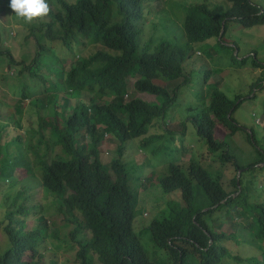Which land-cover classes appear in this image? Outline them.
<instances>
[{"label":"trees","instance_id":"trees-1","mask_svg":"<svg viewBox=\"0 0 264 264\" xmlns=\"http://www.w3.org/2000/svg\"><path fill=\"white\" fill-rule=\"evenodd\" d=\"M152 1L157 18L166 0ZM6 2L10 0H0V6ZM52 3L57 9L28 29L26 37L35 42L29 62L15 58L9 48L0 49V60L9 69L0 79L5 89L22 101L31 92L39 116L47 113L39 118V131H30L38 135L36 146L23 142L24 135L0 123V163L5 177H9L10 166H22L26 175L39 177L43 198L56 203L52 215L62 226L56 228L44 218L45 205L35 190L6 199L10 205L1 222L0 264H57L45 260L50 250L48 237L72 252L73 264H154L133 230L135 196L121 158L134 143L138 150L158 153L157 141L186 135L204 143L202 160L216 157L222 166H231L241 175L226 181L201 163L168 164L157 179L158 187L163 194H179L181 203L176 204L178 196L173 195L168 209L149 225L162 264H264V151L255 148L256 137L250 131L248 143L260 158L240 166L228 141L214 138L218 124L226 128L230 139L243 130L233 117L243 97H230L218 82H210L214 73L210 62L196 55L199 46L206 58L227 52L239 68L264 69L253 53L238 61L233 54L237 45L227 46L225 38L231 24L243 29L264 26V9L250 0L194 4L184 12L179 42L151 36L142 43L144 12L149 6H142L141 0ZM210 40L216 46H210ZM196 75L199 95L189 89ZM262 82L256 81L248 95L253 89L264 90ZM135 94L152 96L155 101H143ZM184 101L188 105L196 101L202 108L186 110L187 117L176 125L179 132L169 125L166 129L172 111ZM15 125L20 127L19 122ZM154 128L165 133L152 134ZM41 130L48 131L47 137ZM101 130L107 131L105 137L115 146L109 161L99 149ZM24 149L33 157L31 165ZM148 185H153L150 175L143 189ZM241 225L254 235L259 257L241 261L230 250L229 245L239 243L235 233ZM61 228L66 229L64 235Z\"/></svg>","mask_w":264,"mask_h":264},{"label":"rangeland","instance_id":"rangeland-1","mask_svg":"<svg viewBox=\"0 0 264 264\" xmlns=\"http://www.w3.org/2000/svg\"><path fill=\"white\" fill-rule=\"evenodd\" d=\"M52 1L48 0L49 7L51 11H55L57 8ZM152 2V0H141L142 6H149L146 8V12H144L145 23H143L145 25L141 36L142 43L151 36L154 39L164 38L179 42L180 37L183 35L182 20L185 10L194 4L202 2L214 4L221 2V0H166L161 8L162 13L160 16H157V18L154 17L158 13ZM250 2L264 9V0H250ZM44 20H46L45 17L38 18L32 23H26L23 19L17 17L10 9L9 2L0 6V49L2 52H5L6 48H9L15 58L25 59L26 62H29L34 54L35 42L32 38L29 39L26 37L28 29L32 25H36ZM154 24H157L156 29L152 28ZM228 30L225 38L231 46H233V44L237 45L238 61L245 58L247 59L253 53L254 56L256 55L258 62L264 65V26L243 29L237 24H231ZM208 44L210 46H216L215 40H210ZM196 48L199 51V53L196 54L197 57L210 62L208 66L214 72L211 75L210 82H218L221 91L230 97H234L235 95H241L243 97L242 100L236 103L238 108L233 115L238 126L242 127L243 130L238 131L234 138L230 139L227 138L228 131L226 128L218 124L215 129L214 138L221 142L228 141L230 153L235 156L240 166H247L258 161L260 157L249 145L247 133L252 131L253 134H255V148L264 151V90L258 93V91L253 89L251 95H248V93L250 94L254 86L253 84L256 81L261 80L264 85V69H254L252 66H247L243 69L239 68L236 64L231 62L230 54L227 52L220 53L219 56L214 59H211L213 57L206 58L205 54H202V48L200 49L199 46ZM89 52L90 49L85 55H88ZM233 54H235V52H233ZM68 60H70V58H68ZM195 67L198 68V65L196 64ZM4 71L9 72L8 66L5 61L0 60V79L4 76ZM195 71H197V69H195ZM10 82L13 83L12 80H10ZM129 82L132 83L133 81L131 80ZM16 83L18 82L16 81ZM189 89H193L198 95L200 94L197 75L193 81L192 88ZM255 93H258V95L256 99L253 100L252 97ZM131 94L134 95L133 92ZM28 95V99L22 101L20 96L5 89V85L0 81V123L8 124L11 129L19 131L24 135L23 142L26 141V143H31L36 146L38 135L31 134L30 131H39V118L41 116H47V113L43 112L39 116L37 108L32 105L31 92H28ZM135 96L146 102L155 101L152 96L146 94H135ZM64 97L67 98V96ZM5 103L9 105L4 106ZM187 105L186 101H184L183 106L172 111V120L171 122H167L166 129L167 125H169L171 129L179 132V130H176V125L180 120H184L187 117L186 110L189 108H202L201 104L196 101L195 104ZM15 122H19L20 127H17ZM14 131H10L11 135L15 134ZM41 132L47 137L48 131L41 130ZM50 133L54 132L51 131ZM106 133L107 131L103 130L99 132L101 138L99 149L102 151L104 160L109 161L111 151L115 146L109 141V136L105 137L107 135ZM151 133L161 136L165 131L154 128ZM182 137L183 136H175L172 139L170 138L171 140L161 139L157 141L156 147L161 148V151L158 153L138 150V144L134 143L128 149L125 148L127 150L123 152L121 158V162L124 164L129 174V184L135 196L133 230L141 242L147 257L154 264H162L163 261L160 252L156 249L152 241L149 225L152 220L160 218L158 216L162 210H165V208L168 209L167 203L172 199L173 195L178 196V200L175 201V203L178 205L181 203L179 194H163L158 187L157 179L165 172L168 164L172 162L201 163L209 173L212 175L217 174L226 181L232 179L235 174L238 176L236 170L234 172L233 167L222 166L221 163L217 161L216 157H209L208 159L205 158V160H202L205 155L203 149L205 145L202 141H199L196 136L195 138L190 135ZM132 142H137V140ZM127 144H125V146H127ZM9 150L13 154L16 148L13 146L10 147ZM58 150V147L55 148L56 152ZM24 154L31 165L33 157H31V154L25 149ZM106 166L108 174L113 177L109 165ZM10 167L11 171L8 174L9 177H5L1 174L2 165L0 163V228L2 219L5 216V211L10 205V201L6 199L14 198L19 192H29L32 190L36 191V197L40 199L42 205H45L43 212L47 215L44 218L54 223L56 228L62 226L60 221L52 215L55 212L56 203L54 202V204H51L48 198H43V194L39 189L41 187L39 177L37 175H33L32 177L26 175L25 170L21 168L22 166H18L17 169H14L12 166ZM149 175L153 178V185L152 187L148 185V188L144 190L143 184L145 183V178ZM246 177L252 180L250 175ZM258 182H261V178H259ZM259 191L261 192V190ZM255 201L260 202L259 199ZM32 221V219L29 220V227L32 226ZM65 232L66 229L61 228L60 234L64 235ZM235 234L237 235L236 240L239 241V243L231 244V246L229 245L234 255L241 259V261L255 256L259 257L261 251L256 243V239L245 226L241 225L239 233L237 231ZM1 241L2 236L0 232V242ZM47 241L49 242L48 246L50 250L45 254L47 256L45 258L46 261L55 260L57 264H73L72 252L64 249V246L61 245L59 241L57 242L49 237Z\"/></svg>","mask_w":264,"mask_h":264},{"label":"clouds","instance_id":"clouds-1","mask_svg":"<svg viewBox=\"0 0 264 264\" xmlns=\"http://www.w3.org/2000/svg\"><path fill=\"white\" fill-rule=\"evenodd\" d=\"M9 7L26 23L43 18L51 11L48 0H10Z\"/></svg>","mask_w":264,"mask_h":264},{"label":"water","instance_id":"water-1","mask_svg":"<svg viewBox=\"0 0 264 264\" xmlns=\"http://www.w3.org/2000/svg\"><path fill=\"white\" fill-rule=\"evenodd\" d=\"M223 30H224V27H223V24H222V28H221V31H220V35H219V39L221 38V35H222V33H223ZM227 46H230V47H232L230 44H228ZM237 54V50H235V54L234 55H236ZM231 114V113H230ZM240 173H238V175H239ZM237 179H238V177H237ZM238 185V184H237Z\"/></svg>","mask_w":264,"mask_h":264}]
</instances>
